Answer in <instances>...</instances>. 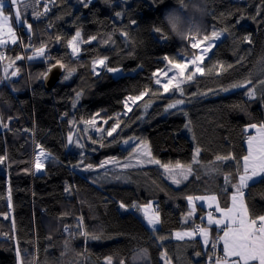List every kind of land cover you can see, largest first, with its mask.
Instances as JSON below:
<instances>
[{
  "label": "trees",
  "instance_id": "trees-1",
  "mask_svg": "<svg viewBox=\"0 0 264 264\" xmlns=\"http://www.w3.org/2000/svg\"><path fill=\"white\" fill-rule=\"evenodd\" d=\"M185 3L187 9L181 8L178 0H91L85 13L81 0H40L37 11L42 12L44 7L49 11L37 20L26 14L31 34L22 25L17 43L0 48L8 58L0 61V80L4 78L5 65L24 56L15 62L20 70L15 78L0 83V118L7 125H0V157H4L0 163V264H19L18 251L24 264H83L82 259L88 264H105L109 256L112 264H120L121 260L124 264H162L163 251L176 264H209L207 258L213 250L204 254L201 238L183 241L191 242L193 247H182L183 242L170 238L184 227L182 217L188 212V196L210 193L224 206L230 202L224 190V175L232 173L235 181V169L230 167L234 162L222 163L215 157L231 153L239 158L246 154L242 129L252 118H260L262 108L259 98L249 101L243 90L219 94L211 90L253 73L264 57V0ZM173 11L180 12L192 26H199L201 35L212 25L217 29L227 27L231 35L217 42L204 64L211 59L212 63L235 65L219 76L197 75L183 84L186 94L181 98L185 103L179 110L167 109V104L178 97L162 89L156 92L159 86L152 76L165 66L164 56L178 59L197 51L186 48L187 42L170 30L166 16ZM116 12L123 13L122 18ZM156 26L169 35L167 41L153 30ZM189 26L181 24L179 30L187 31ZM76 31L84 40L97 37L91 43H81L78 56L66 46V40ZM122 32H127L128 38ZM245 37H250L252 43L245 42ZM41 45L50 59L39 56L29 60L33 49ZM105 57L107 66L120 69L119 75L104 67L99 75L93 73L92 62ZM238 57H244V62L237 63ZM59 64L65 65L63 75L47 91L43 79L51 67ZM73 68L74 75L65 81L66 69ZM259 78L254 75V82ZM145 90H149L148 95L129 102L132 111L128 112L124 103L127 97ZM90 119L100 127L107 120L106 134L97 141L96 150L88 143L91 138L79 139L83 147L68 143V136ZM116 122L120 127L107 136ZM133 137L147 142L153 158L164 164H193L198 146L201 163L195 165L193 175L179 188L169 183L156 166L131 169L130 184L120 181L123 172L111 166H105L103 171L84 170L88 164L97 168L105 160L130 156L132 151L124 141ZM41 149L44 155L40 156L41 167L37 170L36 158ZM217 168L219 172L211 171ZM245 192L246 200L251 193L250 209L255 205V211L264 210V181L251 183ZM153 198L162 222L156 233L132 207ZM121 203L126 208H121ZM208 212L217 215L213 209ZM79 218L89 233L101 238L71 235L78 231ZM202 222L205 223L198 215L189 226L196 229ZM159 235L169 239L161 245L156 238ZM219 248L220 244L216 254H220ZM144 249L147 256H138Z\"/></svg>",
  "mask_w": 264,
  "mask_h": 264
},
{
  "label": "snow or ice",
  "instance_id": "snow-or-ice-1",
  "mask_svg": "<svg viewBox=\"0 0 264 264\" xmlns=\"http://www.w3.org/2000/svg\"><path fill=\"white\" fill-rule=\"evenodd\" d=\"M54 2V0H53ZM109 2V0H105ZM155 3H159L160 0H154ZM181 8L187 9L188 5L185 3V0H178ZM39 0H31L29 3L28 0H0V48L7 45L9 41L12 44L17 43V37L15 31L13 30V25L11 21L13 18L16 21L17 25H23L26 28V31L31 34L32 25L27 23L26 10L29 7H33L35 13V18L39 19L45 13L49 11L48 7H44L43 11H36L34 5L38 4ZM81 3L85 7L91 3V0H81ZM24 5L25 12L21 11L20 5ZM6 6L8 11L6 13ZM197 11H201L200 8H196ZM117 17L123 16V13L116 12ZM166 20L170 25V30L175 33L181 40L186 41V48L192 51L189 55H181L180 58L164 56L162 59L166 62L165 66L157 69L152 73L154 79V84L159 86V89H156V92L162 91L164 93L172 92V94L178 98L174 102L167 104V109H177L179 106L184 105L185 100L181 97L185 96V89L182 87L183 84L191 82L194 78L205 75H216L219 76L222 73L227 72L229 69L235 65L229 64L225 66L223 63L217 62L212 63L209 59V64L205 65L204 61L208 56V53L212 52L214 48H217V42L220 41L225 35H231L227 27L217 29L215 25L211 26L210 30H205L204 34L201 35V30L199 26H192L189 20H186L182 17L181 13L178 11L170 12L166 16ZM134 24L135 21H132ZM189 24L187 31L179 30V25ZM51 27V25H49ZM6 30V31H5ZM155 32L160 34V39L167 41L169 35L163 30L162 27L156 26L153 29ZM122 36L128 38L127 32H122ZM7 37V38H5ZM57 40L60 39L59 36L56 37ZM93 40H97L96 36H92L87 40L81 38V32L76 31L75 35L70 39L66 40V46L69 47L74 56H78L80 53L79 45L81 43H91ZM245 42L251 44L252 41L250 37L244 38ZM108 43V41H104ZM36 56H40L44 59H50V56L45 55V46L41 45L39 48L33 49V55L28 56L29 60L34 59ZM8 59L3 51H0V61ZM24 59V56H18L14 59H11L8 64L5 65V74L3 80L9 78L8 69L12 68L15 65L16 60ZM107 57L103 59H96L92 62L93 73L99 75V72L96 71L97 66L104 67L107 72H119V68H113L107 66L106 64ZM244 57H238L237 63H243ZM59 63V62H57ZM61 68H65L64 64H59ZM191 69V70H189ZM19 68H15L11 72L12 76H15L19 73ZM75 69H66V74L63 79L65 81L71 79L74 75ZM259 75L260 78L254 82L253 76ZM46 78V77H45ZM3 80H0V83H3ZM260 89L258 92L257 89ZM234 90H243L242 94L248 98L249 101H256L259 98L261 103V116L259 119L252 118L249 123L242 129L243 139L247 144L246 154L237 158L231 153L225 155H216L215 161L226 163L228 161H233L235 169V181H233L232 173L224 175L225 188L224 190L228 192L227 201H230V204L226 202L225 206L222 208L217 202V197L215 195L211 197L197 196L187 197L189 203H193L194 200H208L210 201L208 207L211 208L215 204L216 211L221 214V218H215L212 212L207 214V224L209 226L216 225L221 229V234L216 236V239L211 243V249L213 250V255L208 257L209 264H264V210L259 212L255 211V205H249V200L251 199V193H248V199L246 200L245 190L249 189L250 182L255 184L257 181H264V57L257 62V68L253 73H249L243 79L234 81L226 87H221L215 91L217 94L219 92H231ZM153 92V94H156ZM149 90H145L136 96H128L125 100V106L128 112L132 111L129 102L135 103L143 99L144 96H147ZM201 95H207V93H200ZM81 93L77 94V99ZM244 111L245 109H241ZM97 116L99 113L96 114ZM87 124L94 125L96 121L90 119L86 121ZM104 123H107V120H104ZM0 125L7 127L6 124H3L2 118H0ZM120 127L119 122L114 123L110 130L107 131V136H112L113 133L117 131ZM96 131H103L101 128H96ZM133 141V147L131 149L133 155L128 157L129 160H132L134 156H147L151 157L150 151L147 150V146L139 142H136L135 138H131ZM68 143H75L77 147H83L80 144L79 140L73 141L72 136H68ZM124 144H129V140H125ZM144 149L143 152L141 149ZM200 147L195 148V156L193 157L192 163L199 164L200 161L197 159L200 155ZM44 152L41 149L40 154L36 158L35 167L37 170L40 169V156H43ZM4 162V157H0V163ZM141 161L137 159V163ZM83 163V161H81ZM109 163L119 164L118 160H105L98 167L103 168ZM147 163H154L159 165L160 168L168 174L169 179L173 183L179 185L181 180L177 177H181L184 180H187L190 175H193L192 165L187 166L177 162L174 166L170 164L161 163L159 160L149 159ZM129 167L132 165H124ZM93 169L91 164L85 165L84 170ZM179 170V171H178ZM214 171L219 172L220 169H214ZM207 174V173H206ZM199 179V176L195 177ZM231 189V191H229ZM70 191V189H69ZM121 208H126V205L123 203L120 204ZM137 211H141L143 218L146 221L147 225L151 228L153 233L158 232L160 229L159 225L162 224L159 211L153 209L152 203H147L145 205H132ZM192 211H195V205L193 204ZM191 215V213H189ZM187 219V218H185ZM78 229L77 232L71 233V235L83 236L85 239H100L101 237L92 233H89L83 225V219L79 218L76 225ZM69 231V229H65ZM194 235H200L203 238V243L205 246L209 245V229L202 228L199 225L196 226L195 232H175L174 238L177 240H183L184 237H193ZM161 245L169 236L159 235L156 237ZM222 243V247L219 248V253L216 254L218 244ZM67 244V242H66ZM197 256L201 253H196ZM17 256L20 257L19 264H24V259L21 256V253L18 251ZM140 257L147 256V250L144 249L138 253ZM161 259L164 261V264H169L170 258L167 257V252L163 251L161 253ZM105 264H112V257L105 258ZM120 264H124V261L121 260Z\"/></svg>",
  "mask_w": 264,
  "mask_h": 264
},
{
  "label": "rangeland",
  "instance_id": "rangeland-1",
  "mask_svg": "<svg viewBox=\"0 0 264 264\" xmlns=\"http://www.w3.org/2000/svg\"><path fill=\"white\" fill-rule=\"evenodd\" d=\"M235 1H239V0H235ZM240 1H246V0H240ZM28 2L30 3L31 2V0H28ZM39 2H40V0H39ZM6 4H7V0H6ZM20 7H21V11L22 12H25V9H24V5L23 4H21L20 5ZM34 7H35V10L37 11V4H35L34 5ZM6 8H7V6H6ZM5 11H6V13H7V11L8 10H6L5 9ZM25 14H30L32 17H33V20H37L36 18H35V13H34V11H33V7H29V8H27V10H26V13ZM11 23H12V25H13V30L15 31V34H16V37H17V41H18V29H19V27H21L22 25H17L16 24V21H15V19L13 18V20L11 21ZM29 24V23H28ZM6 31V30H5ZM5 38H7V37H5ZM9 45H13L12 43H11V41H9V43L7 44V45H5V46H9ZM211 54V52L210 53H208V56ZM208 56H207V58H208ZM36 57H39V56H36ZM16 68V66H13L12 68H9L8 69V73H9V78H15V76H12L11 75V72L12 71H14V69ZM102 67H100V66H97V68H96V71H100V69H101ZM189 70H191V69H189ZM115 75H119L120 74V72H115L114 73ZM104 126H105V124H103V127H100V126H97V125H90V124H87V123H85V124H82L79 128H78V130L76 131V133L72 136V138H73V141H77V140H79V139H89V138H91V141H89L88 143L89 144H91L93 147H95V150H96V148L99 146V143L97 142V141H100L99 139L104 135V134H106V130L107 129H104ZM187 126L189 127V123H187ZM96 128H101V129H103V131H96L95 129ZM92 133V134H91ZM95 137V140H96V143H94L93 141V136ZM191 138H192V132L190 133V135H189ZM135 140H136V142H139V143H141V144H143V145H146L147 146V150L148 151H150V153H151V150H150V146H149V144L147 143V142H144V141H141V140H138L137 138H135ZM85 143V142H84ZM83 144V143H82ZM95 144V145H94ZM246 144V143H245ZM98 145V146H97ZM125 147H128V148H130V149H132V147H133V141H132V139H129V144H125ZM197 146H195V148H196ZM246 147H247V144H246ZM143 148L141 149V151L143 152ZM130 155H133V153H131ZM194 156H195V153H194ZM128 157L129 156H127L125 159H110V161H113V160H118L120 163L119 164H114V163H109L108 165H106L107 167L108 166H111V169L112 170H117V171H122L123 172V176H121L119 179H120V181H123L125 184H130L131 183V181H130V173H129V171L131 170V169H145V168H148V167H151V166H156V167H158L159 169H160V171L163 173V175H164V178L169 182V183H171L174 187H177V188H179V187H181V186H183L184 184H186L187 183V181H188V179L191 177V175L188 177V179L187 180H184V179H182L181 177H177L178 179H180L181 180V183L179 184V185H177V184H175V183H173L172 182V180L171 179H169V177H168V174L164 171V169H162V168H160L159 167V165H156V164H154V163H147V161L149 160V159H154V160H156L155 158H153V156H152V153H151V157H147V156H139V157H136V156H134V158L132 159V160H129L128 159ZM137 159H139L141 162L140 163H137ZM197 159L200 161V155H199V157H197ZM200 163H201V161H200ZM199 163V164H200ZM132 165V166H129V167H125L124 165ZM170 165H172V164H170ZM192 165V169L193 168H195V163H193V164H191ZM172 166H174V165H172ZM185 166H187V165H185ZM79 169V168H78ZM93 170H95V171H103L104 170V167L103 168H93ZM179 171V170H178ZM211 171L212 172H214V169H211ZM206 173H209V170H206L205 171ZM107 175H112L113 176V173H107ZM116 176H118L117 174H114V177H116ZM114 180H117V179H115L114 178ZM252 182H250V184H251ZM224 187H225V185H224ZM229 190H231V189H229ZM197 196H203V197H211V196H213V194H210V193H208V194H199V195H192V197H197ZM189 197V196H188ZM156 199H149V200H147L146 202H142V203H140L139 205H145V204H147V203H152V205H153V209H156V207H155V203H156ZM209 202L210 201H208V200H204V201H201V200H194L193 201V203H189V201H188V199H187V207H188V212L182 217V223L184 224V227H183V229H181V230H177V231H174L173 232V235H172V237L170 238L171 240H174V241H180V242H183V241H187V240H193V239H198V237L199 238H201V240H202V246H203V252H204V254H211V243L216 239V236L219 234V232L221 231V229L219 228V227H217L216 225H211V226H209L208 224H207V214L209 213L208 211H209V209H213V210H215L216 211V208H215V204H213V206L211 207V208H209L208 207V204H209ZM217 202L220 204V206L223 208L224 207V205L220 202V200L217 198ZM193 204L195 205V211L193 212L192 211V209H193ZM157 210V209H156ZM138 212V214L140 215V217L143 219V221L146 223V221L144 220V218H143V214H142V212L141 211H137ZM217 212V211H216ZM189 213H191V215H189ZM198 215H200L201 216V219H203L204 220V222L205 223H201V225H199L200 227H202V228H208L209 229V245L208 246H205V244L203 243V238L200 236V235H194L193 237H184V239L183 240H177V239H175L174 238V233L175 232H195V229L193 228V227H191V226H189V224L190 223H192V222H194L195 221V218L198 216ZM214 216V215H213ZM215 218H221V214L219 213V212H217V215L216 216H214ZM185 218H187V219H185ZM146 225H147V223H146ZM148 226V225H147ZM160 226L161 225H159L158 226V228H160ZM149 227V226H148ZM150 228V227H149ZM214 228V229H213ZM217 229V231H216V229ZM151 229V228H150ZM191 242H183L182 243V247L185 245V246H187V247H193L191 244H190ZM221 245H222V243H221ZM82 262H83V264H88V262H87V260L86 259H82Z\"/></svg>",
  "mask_w": 264,
  "mask_h": 264
},
{
  "label": "water",
  "instance_id": "water-1",
  "mask_svg": "<svg viewBox=\"0 0 264 264\" xmlns=\"http://www.w3.org/2000/svg\"><path fill=\"white\" fill-rule=\"evenodd\" d=\"M89 7L85 8V13L88 12ZM64 69L59 65H54L49 69L43 79V86L47 91H51L57 85L63 75Z\"/></svg>",
  "mask_w": 264,
  "mask_h": 264
},
{
  "label": "crops",
  "instance_id": "crops-1",
  "mask_svg": "<svg viewBox=\"0 0 264 264\" xmlns=\"http://www.w3.org/2000/svg\"><path fill=\"white\" fill-rule=\"evenodd\" d=\"M246 191V190H245ZM229 204H230V202H229ZM212 210V209H211ZM173 235V234H172ZM172 237V236H171ZM177 242H180V241H177ZM201 242H202V240H201ZM220 245H221V243H220ZM221 247H222V245H221ZM161 262H162V264H164V261L161 259ZM169 264H176L175 263V261L173 260V262H171L170 260H169Z\"/></svg>",
  "mask_w": 264,
  "mask_h": 264
},
{
  "label": "built area",
  "instance_id": "built-area-1",
  "mask_svg": "<svg viewBox=\"0 0 264 264\" xmlns=\"http://www.w3.org/2000/svg\"><path fill=\"white\" fill-rule=\"evenodd\" d=\"M92 1H95V0H92ZM213 213H215V212H213Z\"/></svg>",
  "mask_w": 264,
  "mask_h": 264
}]
</instances>
